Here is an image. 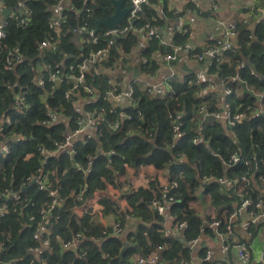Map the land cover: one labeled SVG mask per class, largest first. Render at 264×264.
Listing matches in <instances>:
<instances>
[{
    "label": "trees",
    "instance_id": "trees-1",
    "mask_svg": "<svg viewBox=\"0 0 264 264\" xmlns=\"http://www.w3.org/2000/svg\"><path fill=\"white\" fill-rule=\"evenodd\" d=\"M0 2L11 9L6 17L8 26L5 37L0 38V120H3L0 129L3 137L17 133L24 137L8 140L9 153L0 155V193L4 188H13L19 191L21 197L20 202L14 205L15 211L10 210L0 217V264H135L134 254L140 253L146 257L158 245L163 248L159 251L157 264L188 260L190 249L185 246V241L183 243L178 237L163 235L166 216L174 217L173 225L185 221V226L179 230L185 240L199 237L202 219L189 207L191 192L199 184L204 187L203 193L210 194L213 205L218 207L222 204V207L230 208L225 195V191L230 190H225L215 180L203 184L204 176L239 179L246 175L250 184L243 190V197L257 200L264 194V115L251 112L256 108L257 99L255 95L244 92L242 87L244 84L253 92L264 94V17L252 28L245 22L237 24L235 51L225 50L223 62H212L210 65V70L218 77L229 80L239 75V85L228 83L233 91L226 101L233 107L246 101L252 107L235 127L229 128L219 120L208 117L201 121L199 107L204 105L209 112L218 111V100L215 95L197 96L202 83L197 85L192 82L188 85L189 76L181 84L172 83L173 91L165 92L162 96H153L135 87L134 106L126 109V114L132 115V118H124L116 128H112L113 122L121 118L118 110H113L104 97L106 91L112 90V85L108 74L91 69L86 73L84 84L92 88L95 98L88 100L84 106L86 110H97L101 115L95 125V135L76 141L72 155L63 153L43 159L36 152L37 145L42 143L52 148L64 130L75 127L78 112L73 106L74 98H65V91L71 83L65 79L59 83L47 81L48 73L44 72V85H40L35 79L36 64L42 61L46 66L50 65L51 70L59 67L66 71L68 65L79 58L78 48L70 39L73 36L71 28L84 21L89 27H94V19L103 16L100 7L112 12L113 6L109 0H98L92 6L90 18H86L85 14L76 15L81 1L73 0V5L64 7L63 13L66 17L62 24L66 45L59 50L41 51L38 44L50 32L48 22L53 17L50 6L56 0ZM26 8L30 12V21L22 26L19 20L25 16ZM154 13L149 5L145 6L136 23L142 24L148 20L156 25ZM135 43L136 36L132 33L115 39L110 58L102 67L111 68ZM103 44L86 43L85 50ZM13 49H18L14 52L13 62L7 63L8 52ZM151 49L148 47L145 54ZM68 55L73 57H66ZM250 65H253L254 73ZM150 67L155 68L153 62ZM19 92L24 97L22 109L14 105V96ZM78 93L82 97L89 96L82 87ZM47 108H57L61 113L57 116L66 118L68 124L57 119L49 126L41 125ZM7 118L10 123H6ZM177 118L179 121L174 134L173 125ZM200 124L201 139L194 143L195 129ZM233 152H238L241 159L238 163L227 164ZM28 154L31 156L26 158ZM90 157L93 163L86 174L74 166L75 163L85 165ZM149 164L156 168L166 167L170 183L175 181L177 187L171 185L168 191H163L156 189L151 182L155 193L140 187L126 194L131 216L140 222L136 230L128 234L126 242L118 235H103V225L90 211L87 210L81 217L76 215L74 208L86 202L96 191L104 190L106 184L117 186L116 180L120 174H125L127 166L138 169ZM38 168L47 175L48 183L43 189H39L35 183H25V178L33 175ZM54 189H58L61 204L52 210L44 235L49 237L53 248L41 247L37 255L31 248L40 246V242L33 239L38 212L51 200ZM230 189L235 191V186ZM78 194L82 195V202L77 200ZM170 197L173 199L169 200ZM100 198L104 214L118 211V206L109 197ZM153 198L163 202L165 215H159L150 204ZM10 204L13 206L14 203ZM119 215L120 220L124 221V215L121 212ZM30 216L37 218L30 220ZM218 219L221 221L218 230L226 231L223 220ZM83 230L85 238L77 249L62 248L63 241ZM82 252L83 256L80 255ZM203 255L202 249L198 256L201 259Z\"/></svg>",
    "mask_w": 264,
    "mask_h": 264
},
{
    "label": "crops",
    "instance_id": "crops-1",
    "mask_svg": "<svg viewBox=\"0 0 264 264\" xmlns=\"http://www.w3.org/2000/svg\"><path fill=\"white\" fill-rule=\"evenodd\" d=\"M126 1L124 0V5L128 6ZM250 2L258 8H264V0H198V6L192 4L190 0L150 1L147 5L155 11L154 18L157 21L155 27L161 40L167 44L188 43L191 47L190 50L181 51L178 54V58L168 64L163 59L165 48L161 44L156 40L136 38L135 45L128 52L123 53L120 60L113 63L111 68L101 67L99 73L108 74L113 90H128L129 87L135 86L137 90L144 91L147 86L157 85L162 87L163 94L172 91L165 85L166 80H169V78L172 79V83L181 84L185 82L187 77L191 76L188 85L192 82H195L197 85L202 83L199 86L197 96L215 95L218 100V107L220 108L221 104H224L226 101L224 87L222 84H218V75L210 70L209 60L205 58L199 61L196 55L205 47L214 44L215 40L220 37L223 29L233 23L239 24L240 22H245L252 28L259 21V18H257L256 13L253 11ZM69 5H71L70 0L65 1L64 4L62 3L61 6L68 7ZM52 10V13H54L53 8ZM3 16L0 13V20L1 18H6ZM71 33L73 36L70 39L78 48V57L80 58L86 54L85 47L87 42L84 40L85 37L83 35ZM64 39L62 48L67 43L65 35ZM177 41L180 43H177ZM233 43H236V37L233 38ZM148 47L152 49L146 55L145 52ZM152 62L155 68L150 67ZM147 63L148 65L144 68L143 65ZM37 65L38 68H35L36 76L40 78L41 75H44L46 64L39 61ZM258 93L264 95L263 93ZM94 98L95 94L83 97L79 93L75 95L74 108L78 112V115L83 116L86 113L87 110L84 104ZM110 105L113 110L117 109L118 114L121 116V118L118 117L112 124L116 128L127 118L126 109L133 107L134 102L129 98L111 99ZM100 116L76 140L82 139L85 136H94L96 132L95 125L98 123ZM58 119L68 124L66 118L59 117ZM1 147L2 143H0V149ZM151 182L154 183L156 189L165 191L164 189H167L170 183L167 176V168H156L150 164L140 166L138 169L127 166L125 174L118 176L116 180L117 186L106 184L104 190L96 191L86 202L74 208V212L78 217H81L88 210L103 227H110L113 223L120 220L119 212L123 214L122 211L129 206L126 194L136 191L140 187L155 193ZM203 188L199 184L190 195L189 207L202 219L203 223L202 231L193 246H191L189 240L187 241L183 238L181 232L173 225L171 219H165L164 221V232L168 237H178L181 242L183 240V243L185 241V246L190 249V258L188 260L180 259L166 263L160 262V264H202V258L200 259L198 256L202 249L204 252H210L212 264H257L256 262L259 261L261 255L264 253V218L258 219L256 223L250 226V231L252 232V235H250L242 227V222L249 217L247 210L242 207V196L228 187H222L231 192L230 194V192L225 191L230 208L222 207V204L216 207L211 202L210 194L203 193ZM101 196H107L113 200L118 206L119 212L115 210V212L104 214L103 206L99 201ZM261 197L264 198V196ZM224 211H234L237 214V217H235V220L231 224V230L227 232L228 241L233 245V247L228 249H224L223 243L215 234V229L210 225L213 218L219 217ZM139 223V219L134 216L130 218L124 217V221H122L123 231L118 236L123 237L126 242L128 234L135 231ZM204 228L210 230L211 233L206 232ZM239 247L243 248L248 254L249 259L247 261L238 255L237 248ZM139 255L140 253L134 254L133 259H136Z\"/></svg>",
    "mask_w": 264,
    "mask_h": 264
},
{
    "label": "built area",
    "instance_id": "built-area-1",
    "mask_svg": "<svg viewBox=\"0 0 264 264\" xmlns=\"http://www.w3.org/2000/svg\"><path fill=\"white\" fill-rule=\"evenodd\" d=\"M25 0H22L24 2ZM65 1L68 0H56L55 4H52L50 6V9H54L53 17L48 22V29L50 32H48L43 39L38 44L39 50H47L50 48V50H59L63 44H64V34L63 33V27L62 24L66 21V17L63 14L64 13V7L61 6L62 3L64 4ZM81 1V4L78 5L79 8L76 11L77 16H81L85 14V17L90 18V13L92 11V6L97 3L98 0H79ZM128 1V7L129 11L126 14V17L124 20H122L119 24L116 25V27L112 29H108L104 26L103 30H101V27L99 30L95 31L94 27H89L87 22L84 21L81 24H77L76 26L71 28V32L75 34H81L83 35L84 40L87 43H91L94 45H97L99 43L104 42L103 45L95 48L90 49L86 51V54L75 62L68 65V68L66 71H63L62 68L56 67L51 70V66H46V69L44 68V72H47V81H53V82H61L64 79L68 81V83H71L69 88L65 91V98L71 99L72 97L75 98V95L78 93L80 87L83 88V90L87 93L89 96H93V90L91 87L84 84V79L86 76V73L91 70H98L102 67V65L106 62H108L110 58L111 48L113 41L115 40V37H121L128 33H132L136 36L137 39L140 38H147L149 40H156L159 44H161L164 48V54L163 59L169 64L172 63L174 60L178 58V54L183 50H190V45L188 43H180V44H167L165 41H162L160 38V35L158 34L155 25L146 20L144 23L139 24L136 23L138 18L140 17L141 13L143 12V8L148 4L149 0H127ZM71 5H73V0H70ZM192 4H195L198 6V0H190ZM251 3V2H250ZM252 4V3H251ZM253 8V11L256 13L257 18L259 20L264 17V8H258L254 4L251 5ZM3 4L0 3V13H2L3 10ZM24 8V6H23ZM25 16L21 17L19 20V24L22 26H26L30 21V12L25 9ZM53 11V10H52ZM79 11V12H78ZM4 17V16H3ZM7 17V16H5ZM155 20V18H153ZM8 26V21L6 18H1L0 20V38L5 37V30ZM237 33V24L233 23L230 26H227L223 29L221 35L219 38H217L214 42V44L205 47L200 53H198L197 60L201 61L205 58L209 60L210 65L212 62L222 63L223 62V52L225 50L235 51V45L233 43V38L236 37ZM18 49H13L8 52L7 57V63H12L13 59L15 57L14 52H16ZM241 66H244L241 64ZM38 68V65L35 67ZM252 73L253 70L251 71ZM36 82L40 85H44L45 77L44 75H41L40 78H37L36 76ZM109 82L111 83V80L109 78ZM218 84H222L224 87V95L225 97H228L232 93V86L229 84H238L240 83L239 75H234L228 78L219 77ZM58 83V82H57ZM165 85L168 89H172V79L169 78V80H166ZM243 87V84H242ZM246 87V86H245ZM247 88V87H246ZM248 89V88H247ZM135 86L129 87L128 90H111L109 89L105 93V100L110 102L111 99H120V98H129L133 100V94H134ZM250 90V89H248ZM146 91L148 94L153 96H162L163 95V89L161 86H147ZM171 91V92H172ZM252 91V90H250ZM252 94L257 96V103L256 108H254L251 111V105L244 102H239L235 107H233L229 102L225 101L224 104H221L220 108H222V112L218 109V111L209 112L207 110V107L202 105L199 107V115L201 118V121H203L206 117L209 115L214 116L215 119L222 122L225 126L229 128H233L236 126L237 123H239L241 120H243L246 117V111L251 112H260L264 115V98L263 95L253 92ZM73 106H74V100ZM14 105L22 109V106H24V97L22 92H19L18 94H15L14 96ZM223 105V106H222ZM111 111V110H110ZM57 108H47L45 110V118L40 122L41 125L49 126L51 124H54L59 115ZM61 114V113H60ZM140 115V112L137 113ZM100 116V113L97 110H87L86 113L83 116H76L74 123V128H67L61 133V137L58 141L55 142L54 146L52 148L45 147L42 143H39L36 148V152L43 158L46 159L53 155L58 154H68L72 155L74 153V144L76 141V138H78L85 129L94 123L95 119ZM127 119H131L132 115L126 114ZM3 120H0V123L2 124ZM6 123H10V119H6ZM178 125V124H177ZM177 125H173V131L175 134ZM202 134V126L201 124L195 129V135L193 137V142L197 143L201 139ZM3 132L0 129V143H2V147L0 149V155L5 156L10 151V144L8 140H16V139H24V137L20 134H14L10 137H3ZM234 136V133H233ZM31 156V154L26 155V158ZM241 159V155L238 152H233L229 159L227 164H235L238 163ZM93 160L92 158H88L85 165H82L80 163H75L74 166L80 170L81 172L85 173L90 169L92 166ZM50 173V171H49ZM46 174H43L41 172V169H37L36 172L31 175L27 176L25 178V183H35L38 185L39 189H43L47 185V178ZM211 180L217 181L221 187H228L232 188L235 186V192L242 196V207L247 210L248 218L242 222L243 229L247 230L250 235H252V232L250 231V226L257 222L258 219L264 218V199L262 197H258L257 200H252L249 197H243V190L245 187H247L250 184L249 178L245 175L241 176L239 179H228L227 177H203V184L206 182H209ZM24 183V184H25ZM177 187V183L173 181L172 183H169V186L167 189H164L165 191H168L171 187ZM262 195V194H261ZM264 195V194H263ZM262 195V196H263ZM260 196V195H259ZM20 195L19 191H15L13 188H4L0 193V217L4 216L6 213H8L10 210L15 211L16 208L14 205L16 203L20 202ZM173 198L170 197L169 200H172ZM77 200L82 202L83 198L81 194H78ZM10 202H13V206H11ZM61 204V199L58 196V189H54L51 192V200L46 204L45 207H42L39 210L38 218L34 216H30V220H36V230L33 233V239L40 242V246H36L34 248H31L32 252L36 253L38 255L39 249L41 247H45L48 249H52L53 246L50 243L49 237L44 236L47 232L48 225H49V218L51 215V212L53 209H55L57 206ZM150 204L156 209L157 213L159 215H165V206L162 201L158 200L157 198H153L150 200ZM125 218H130V208L126 207L125 210L122 211ZM236 212H227L224 211L219 217H214L210 225L215 229V234L219 237L220 241L223 243L224 249H228L230 247H233V245L228 241L227 232L231 230V224L235 220ZM174 217L172 215H167L166 219H173ZM220 218L223 220L225 224L226 231H219L218 227L220 225ZM122 221L118 220L115 223H113L110 227L106 226L102 229V234L107 235H120L123 231L122 227ZM178 230L182 229L185 226V221H182L175 225ZM84 231H78L73 234V236L61 243L62 248L68 249V248H74L77 249L78 245L81 240L85 238ZM163 235L167 236V234L163 231ZM197 241V238L189 240V243L191 246H193ZM2 245V243L0 244ZM163 248L162 245H158L154 250L151 251V253L148 256L139 255L136 259H134L135 264H157V261L159 259V251H161ZM238 255L245 261L249 259L248 254L244 251L243 248L239 247L237 248ZM81 256L84 255V252L80 254ZM264 261V253L261 255L259 261H257V264H261ZM202 262L205 264H212L210 259V252L206 251L204 252V255L202 256Z\"/></svg>",
    "mask_w": 264,
    "mask_h": 264
},
{
    "label": "water",
    "instance_id": "water-1",
    "mask_svg": "<svg viewBox=\"0 0 264 264\" xmlns=\"http://www.w3.org/2000/svg\"><path fill=\"white\" fill-rule=\"evenodd\" d=\"M111 5L113 6V11L109 12L104 7H100L103 12L102 18H96L94 19L95 23V31L99 30L101 26H104L108 29H112L116 27L117 24H119L122 20L125 19L127 12L129 11V7L124 5V0H109ZM11 13V9L8 7H5L2 10V14L4 16H8ZM114 39H118V37H115ZM66 57H73L72 55H68ZM250 68L253 70V65H250ZM254 72V71H253ZM59 82V81H57ZM244 92L253 95L252 91L248 90L245 85L243 84ZM257 99V96H255ZM221 112L223 111L222 108L219 109ZM208 118L215 119L214 116L209 115ZM178 118L175 120V125L178 124ZM112 128H115L114 126H111Z\"/></svg>",
    "mask_w": 264,
    "mask_h": 264
},
{
    "label": "rangeland",
    "instance_id": "rangeland-1",
    "mask_svg": "<svg viewBox=\"0 0 264 264\" xmlns=\"http://www.w3.org/2000/svg\"><path fill=\"white\" fill-rule=\"evenodd\" d=\"M113 11V10H112Z\"/></svg>",
    "mask_w": 264,
    "mask_h": 264
}]
</instances>
